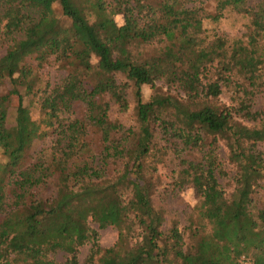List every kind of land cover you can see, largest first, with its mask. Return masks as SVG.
I'll return each mask as SVG.
<instances>
[{"label": "trees", "instance_id": "16d2710c", "mask_svg": "<svg viewBox=\"0 0 264 264\" xmlns=\"http://www.w3.org/2000/svg\"><path fill=\"white\" fill-rule=\"evenodd\" d=\"M202 3L0 0L2 34L10 44L0 59V90L8 86L0 94V264H59L51 259L58 253L66 256L62 264H80L79 249L87 244L84 264H264V206L254 198L264 187V154L258 148L264 142V110L251 112L241 102L240 113L222 104V87L213 75L233 60L240 64L239 75L250 64L257 73L248 86L239 85L240 92L250 104L255 92L264 91V0L254 6L218 0L214 14ZM55 5L68 25L56 16ZM227 9L249 20L245 41L230 46L204 27L205 19L218 22ZM140 46L154 53L146 55ZM30 56L39 66L53 58L67 71L43 91L37 120L23 101L36 85L25 65ZM146 87L153 91L148 100ZM128 90L134 125L126 128L110 120L109 101L127 111ZM77 104L84 116L62 120ZM11 108L15 118L9 126ZM163 125L166 142L173 139L202 155L199 162L183 161L181 173L200 197L188 242L176 227L164 229L146 176L147 159L159 150L156 129ZM89 128L99 135L96 156L85 141ZM49 134L56 138L53 154L29 164L33 143ZM220 143L228 166L219 159ZM114 162L121 171L107 177ZM215 173L232 182L229 195L211 177ZM89 221L98 230L115 228L114 246L101 248Z\"/></svg>", "mask_w": 264, "mask_h": 264}, {"label": "rangeland", "instance_id": "374dc122", "mask_svg": "<svg viewBox=\"0 0 264 264\" xmlns=\"http://www.w3.org/2000/svg\"><path fill=\"white\" fill-rule=\"evenodd\" d=\"M130 5H134V0H128ZM142 3H154L158 0H140ZM260 0H247L249 6L256 5ZM218 0H203V8L207 14H214L216 10ZM56 16L59 20L68 25L69 22L62 16L60 8L55 5ZM1 14V10H0ZM116 22L118 24L123 23L121 16H117ZM248 18L232 9H227L223 12L222 18L218 22H213L210 19H205L204 27L207 34H217L220 37L226 39L228 46L234 41H245V35L247 33ZM4 23L0 21V59L6 54L8 47L10 46L3 32ZM138 49L144 52L146 55L153 54L150 47L140 46ZM25 65L32 69L36 85L31 95H24V105L31 111L32 118L34 120L39 119V101L43 95L44 90H48L49 87L57 85L67 74V71L59 66L53 58L39 66L34 56H30L25 60ZM235 66V67H234ZM240 64L231 61L225 70L213 71L214 77L220 82L222 87V94L220 102L226 106L238 109L241 112L240 103L243 102L249 105L251 112H261L264 110V91L255 92L251 98V103L247 101L248 97L240 92L239 85L248 86V80H251L255 73H257V67L246 64L241 69L242 74L239 75L236 70L239 69ZM245 78V79H244ZM123 78L118 77V82H122ZM124 82V81H123ZM159 89L166 90L162 82H157ZM7 85L3 86L0 90V94H4L7 90ZM24 94V91L21 90ZM153 94V91L148 87L143 89L144 100ZM127 99L129 102V109L125 112H121L117 107L110 102L109 118L112 122H118L126 128L134 125V100L130 90L127 91ZM108 101V98H106ZM11 104L13 107L17 106V98L12 97ZM84 116V109L82 105H75L72 112L62 115V120L75 119ZM15 110H9L8 125L14 124ZM242 123L248 126H254V122L245 119H239ZM168 129V125H163L157 130V146L159 150H154L149 160L147 159L148 171L146 176L151 179L153 184L152 191V203L154 207L164 214L165 222L164 229L169 230L172 227H176L182 232L184 239L188 242L191 237L192 222L197 218L196 208L200 203V197L196 194L194 189L189 184L188 180L181 179V173L184 171L183 161L199 162L201 160V153L197 150L184 148L180 145V142H176L173 139L165 141L163 138L164 131ZM56 138L49 134L43 140L35 141L29 150L28 163H34L38 159L48 161L54 150V142ZM85 141L89 145V150L93 155H98L101 151V143L99 135L89 128ZM218 156L224 166L227 164V151L222 143L219 144ZM161 148V149H160ZM259 150L264 154V142L258 144ZM0 161H2V155L0 152ZM149 162L151 166H149ZM153 170V171H152ZM121 171V165L118 162L112 163L107 170V177H114ZM212 178L216 177V180L221 185L227 195L232 192V182L228 178H221L216 173L212 174ZM51 186V185H50ZM49 186V187H50ZM48 193V192H47ZM46 192L43 195L47 194ZM255 201L258 206H264V187L254 195ZM91 229L96 230L99 234L98 243L101 248L106 249L114 246L117 242L118 233L113 227H107L103 230H98L97 225L94 222L89 221ZM90 244L85 245L79 249L78 259L80 264H84L87 257ZM55 262L64 263L66 256L63 253H58L51 256Z\"/></svg>", "mask_w": 264, "mask_h": 264}]
</instances>
